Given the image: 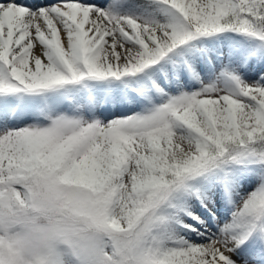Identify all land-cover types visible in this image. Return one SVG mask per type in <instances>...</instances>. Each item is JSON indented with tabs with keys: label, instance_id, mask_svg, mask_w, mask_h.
Returning a JSON list of instances; mask_svg holds the SVG:
<instances>
[{
	"label": "snow or ice",
	"instance_id": "1",
	"mask_svg": "<svg viewBox=\"0 0 264 264\" xmlns=\"http://www.w3.org/2000/svg\"><path fill=\"white\" fill-rule=\"evenodd\" d=\"M0 264H264V0H0Z\"/></svg>",
	"mask_w": 264,
	"mask_h": 264
},
{
	"label": "bare ground",
	"instance_id": "2",
	"mask_svg": "<svg viewBox=\"0 0 264 264\" xmlns=\"http://www.w3.org/2000/svg\"><path fill=\"white\" fill-rule=\"evenodd\" d=\"M29 3H37L38 0H28Z\"/></svg>",
	"mask_w": 264,
	"mask_h": 264
}]
</instances>
